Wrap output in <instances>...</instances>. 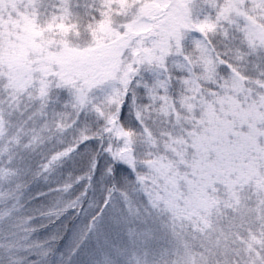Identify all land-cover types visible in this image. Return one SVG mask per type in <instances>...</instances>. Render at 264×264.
I'll use <instances>...</instances> for the list:
<instances>
[{"label":"snow or ice","instance_id":"snow-or-ice-1","mask_svg":"<svg viewBox=\"0 0 264 264\" xmlns=\"http://www.w3.org/2000/svg\"><path fill=\"white\" fill-rule=\"evenodd\" d=\"M0 264H264V0H0Z\"/></svg>","mask_w":264,"mask_h":264}]
</instances>
